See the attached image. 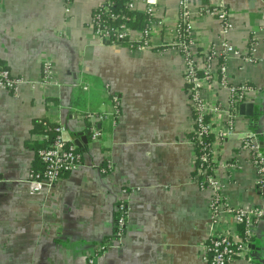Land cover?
<instances>
[{
    "label": "crops",
    "instance_id": "0c3cea01",
    "mask_svg": "<svg viewBox=\"0 0 264 264\" xmlns=\"http://www.w3.org/2000/svg\"><path fill=\"white\" fill-rule=\"evenodd\" d=\"M100 2L73 0L70 19L63 0L0 2V66L24 82L17 93L0 89V264H87L112 240L122 200L129 207L125 236L97 264H208L210 238L241 231L230 208L264 206L250 153L242 150L254 133L264 153V0H188L201 49L220 40V23L207 10L230 13L235 28L226 40L237 54L227 75L230 84L254 89L248 101L254 116L239 110L233 127L229 90L204 89L217 143L216 174L230 207L217 221L212 193L196 179L182 53L158 28L159 50L100 42L89 25ZM149 2L166 23L179 20L181 0ZM46 62L53 66L51 83L43 82ZM91 113L108 117L95 141L86 119ZM42 118L64 125L67 137L79 141L82 163L37 195L29 178L39 158L28 143L42 141V134L32 133ZM251 246L250 256L233 264H264V216Z\"/></svg>",
    "mask_w": 264,
    "mask_h": 264
},
{
    "label": "built area",
    "instance_id": "2783aa9c",
    "mask_svg": "<svg viewBox=\"0 0 264 264\" xmlns=\"http://www.w3.org/2000/svg\"><path fill=\"white\" fill-rule=\"evenodd\" d=\"M63 3L66 17L70 19L73 0H63ZM157 8L149 0H101L91 15L89 25L100 42L124 45L139 51L159 48L154 44L157 28L171 36V46L179 50L185 60L184 80L187 94L193 114L197 116L194 118V133L199 138L201 135L213 133L211 111L209 109L208 113V104L203 94L207 85L214 86L217 90L223 88L229 90V124L233 127L239 116L240 105L249 101L250 93H253L254 89L245 83L230 84L227 75V63L233 55L237 54V49L226 40L227 35L235 28V22L230 17V13L223 8L207 10V13L216 17L220 23V40L209 49H201L192 25L188 0H181L180 18L175 24H168L161 19L157 14ZM140 10H143L147 16V24L144 27L130 24V22H138V19L135 15L127 14V12L136 13ZM249 47L251 49L253 44L250 43ZM53 81V66L46 62L43 67V82L51 83ZM23 83V79L17 77L9 69L0 66L1 90L17 93ZM113 100L117 105L119 104L116 96L113 97ZM207 116H209L208 121L206 120ZM107 118L103 114L91 113L87 115L86 119L90 123L92 140H98L103 136V131L98 126ZM55 130L57 135L53 140H50L47 134L41 135V140L47 144L37 152L42 165L41 169L32 170L30 173L29 187L33 194H41L44 190L57 185L63 177L77 172L81 166L82 154L76 143L67 137V128L58 124ZM191 141L195 146L196 143ZM242 150L250 153L257 173L256 184L263 191L264 153L260 150L257 136L254 133L243 141ZM209 153L210 155L203 153L200 157L201 163L196 164V179L201 187L211 191V217L217 221L222 211L230 207L224 194V187L216 174L217 168L212 173L209 172L210 165L217 164L216 140ZM230 210L235 213V221L243 229V232L241 230L235 237L226 235L211 237L206 255L208 264H233L239 257L250 256V245L255 238L257 225L264 216V206L257 208L234 207ZM128 216L129 207L122 200L117 204V218L112 240H107L98 247L89 256L87 264H97L109 248H115L121 244L125 236Z\"/></svg>",
    "mask_w": 264,
    "mask_h": 264
},
{
    "label": "trees",
    "instance_id": "16d2710c",
    "mask_svg": "<svg viewBox=\"0 0 264 264\" xmlns=\"http://www.w3.org/2000/svg\"><path fill=\"white\" fill-rule=\"evenodd\" d=\"M127 14H129L130 16L135 15L138 19V22H130V24H133L134 26H138V27H144L147 24V16L145 15V13L138 11L136 13L127 12ZM193 116L194 118L197 117L195 114H193ZM206 120L207 121L209 120V116L206 117ZM33 124H34V127H33L32 133L37 134V135L47 134L50 140H53L54 138H56L57 133L55 129L58 125L57 123L50 121L48 118H42L39 120H35ZM190 137L196 143L195 145L196 154H197L196 164L199 165L201 163L200 157L201 155H203V153H207L210 155L209 152L212 149V144L215 142L216 137L213 133L201 135L200 138L197 134L193 133L191 134ZM200 141L202 143H199ZM46 144L47 142L45 141L33 140L28 143V146L30 149H32L34 152L37 153L39 149L43 148ZM36 162L39 164L38 166H36L35 170L41 169L42 165L40 164V160L38 159ZM216 168H217V164L212 163L209 167V172L212 173L213 170ZM241 230L243 232L242 228Z\"/></svg>",
    "mask_w": 264,
    "mask_h": 264
},
{
    "label": "water",
    "instance_id": "95a60500",
    "mask_svg": "<svg viewBox=\"0 0 264 264\" xmlns=\"http://www.w3.org/2000/svg\"><path fill=\"white\" fill-rule=\"evenodd\" d=\"M252 1H255V0H252ZM106 43L109 44L108 42H106ZM239 110H240V114H241V115H246V116H250V117H252V116H254V113H253V110H254V103H253V102L243 103V104L240 105ZM89 135H90V134H89ZM82 141H83V142H87V138L83 136V137H82ZM75 143H76V145H77L78 147L80 146V145H79L80 143H79L78 140H76ZM250 247H251L252 250H255V247H253V246H251V245H250Z\"/></svg>",
    "mask_w": 264,
    "mask_h": 264
}]
</instances>
